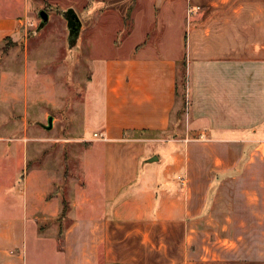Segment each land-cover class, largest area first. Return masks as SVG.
Returning <instances> with one entry per match:
<instances>
[{"label":"crops","instance_id":"obj_1","mask_svg":"<svg viewBox=\"0 0 264 264\" xmlns=\"http://www.w3.org/2000/svg\"><path fill=\"white\" fill-rule=\"evenodd\" d=\"M148 2L131 51L91 61L75 130L99 124L100 158L82 160L103 191L69 189L67 204L58 175L26 171L28 145L0 141L15 165L0 187V264H103L104 250L106 264H264V0ZM22 21L0 16V38ZM125 229L140 245L126 255Z\"/></svg>","mask_w":264,"mask_h":264},{"label":"rangeland","instance_id":"obj_2","mask_svg":"<svg viewBox=\"0 0 264 264\" xmlns=\"http://www.w3.org/2000/svg\"><path fill=\"white\" fill-rule=\"evenodd\" d=\"M121 1L0 0V16L14 15L23 20L15 32L0 38V141L20 140L18 143L28 145L26 171L47 169L54 176L58 175V183L55 178L49 182L51 185L56 182L54 188L62 192L65 199L69 189H89L101 184L98 188L103 191V171L92 168L85 171L82 160L86 155L99 157L100 151L96 153V147L101 144V139L95 137L99 124L95 122L89 130L75 129L83 125L86 87L96 71L91 61L128 54L133 46L132 31L142 30L150 22L148 15L153 11V5L148 0L134 4ZM121 7L127 12V18L124 11L125 18H122ZM69 9H74L83 22V35L75 48L70 44L65 17ZM41 10L49 12L51 20L40 30ZM188 12L191 14L190 7ZM103 30L104 34H101ZM109 31L118 33L111 36ZM184 70L180 82L183 88L187 82ZM50 115L55 117V127L47 130L45 125ZM3 157H0V187L7 186L6 177L15 166L14 159L6 166ZM99 162L98 159L95 164ZM20 181L17 180L15 186ZM3 199L4 195H0V206L4 207ZM64 229L59 228L61 245ZM130 231H123L128 239L125 255L140 248L139 243L132 240L137 236L128 235ZM35 242L30 233L31 258L36 254L32 251ZM104 251L103 264H106ZM124 262L131 263V260Z\"/></svg>","mask_w":264,"mask_h":264},{"label":"water","instance_id":"obj_3","mask_svg":"<svg viewBox=\"0 0 264 264\" xmlns=\"http://www.w3.org/2000/svg\"><path fill=\"white\" fill-rule=\"evenodd\" d=\"M67 22H68V28H69V35H70V44L71 46H75L80 38L81 30L83 27V22L81 21L80 16L74 9H69L66 12L65 15ZM40 18H41V23L39 26V29H43L48 22L50 21V14L46 10H41L40 11ZM53 122H54V117L50 116L49 117V124L47 125V128L51 129L53 128ZM159 157L154 156L153 158L149 159L150 162L157 161Z\"/></svg>","mask_w":264,"mask_h":264},{"label":"built area","instance_id":"obj_4","mask_svg":"<svg viewBox=\"0 0 264 264\" xmlns=\"http://www.w3.org/2000/svg\"><path fill=\"white\" fill-rule=\"evenodd\" d=\"M95 137H97L98 139H103L104 138L103 134L98 133V132L95 133Z\"/></svg>","mask_w":264,"mask_h":264},{"label":"trees","instance_id":"obj_5","mask_svg":"<svg viewBox=\"0 0 264 264\" xmlns=\"http://www.w3.org/2000/svg\"><path fill=\"white\" fill-rule=\"evenodd\" d=\"M183 73H185V71H183ZM67 211H68V207L65 204L64 211H63V216L66 215Z\"/></svg>","mask_w":264,"mask_h":264}]
</instances>
